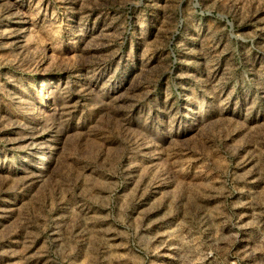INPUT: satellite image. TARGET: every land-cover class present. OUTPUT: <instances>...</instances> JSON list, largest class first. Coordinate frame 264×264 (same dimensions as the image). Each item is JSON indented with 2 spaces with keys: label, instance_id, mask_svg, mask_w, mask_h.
I'll list each match as a JSON object with an SVG mask.
<instances>
[{
  "label": "rangeland",
  "instance_id": "obj_1",
  "mask_svg": "<svg viewBox=\"0 0 264 264\" xmlns=\"http://www.w3.org/2000/svg\"><path fill=\"white\" fill-rule=\"evenodd\" d=\"M0 264H264V0H0Z\"/></svg>",
  "mask_w": 264,
  "mask_h": 264
}]
</instances>
